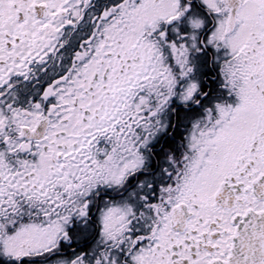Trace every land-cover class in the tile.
I'll return each mask as SVG.
<instances>
[{"label":"snow or ice","instance_id":"1","mask_svg":"<svg viewBox=\"0 0 264 264\" xmlns=\"http://www.w3.org/2000/svg\"><path fill=\"white\" fill-rule=\"evenodd\" d=\"M0 264H264V0H0Z\"/></svg>","mask_w":264,"mask_h":264}]
</instances>
